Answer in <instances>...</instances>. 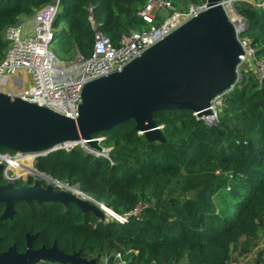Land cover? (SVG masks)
<instances>
[{
  "label": "trees",
  "instance_id": "1",
  "mask_svg": "<svg viewBox=\"0 0 264 264\" xmlns=\"http://www.w3.org/2000/svg\"><path fill=\"white\" fill-rule=\"evenodd\" d=\"M48 1L0 0V62L7 48L2 32ZM170 1L184 8L206 2ZM144 3L59 0L54 25L60 26L61 17L65 23L58 43L66 55L92 54L91 6L101 32L117 44L129 29L143 27L137 12ZM236 8L248 21L244 34L264 60V11L242 3ZM154 118L165 142L149 141L130 119L93 135L100 147L110 148L109 158L77 145L70 151H53L35 164L40 172L77 186L116 214L149 200L140 218L122 223L106 214L83 212L76 204L19 201L15 219L0 220V236L7 237L4 247L15 241L24 250L28 232L37 234L36 248L57 243L65 253L80 252L98 262L108 255L111 243L122 247L127 260L123 264L229 261L233 246L244 236H256L264 218V81L259 85L253 73H244L223 95L216 123L179 109L156 112ZM229 184L240 189H229ZM152 199L156 202L151 204ZM224 204L228 207L222 208ZM3 209L0 204V215Z\"/></svg>",
  "mask_w": 264,
  "mask_h": 264
},
{
  "label": "water",
  "instance_id": "2",
  "mask_svg": "<svg viewBox=\"0 0 264 264\" xmlns=\"http://www.w3.org/2000/svg\"><path fill=\"white\" fill-rule=\"evenodd\" d=\"M221 1L207 0L206 10L147 49L122 71L86 83L77 118L0 90V148L14 153H51L65 145L100 150L93 135L109 132L130 119L136 121V129L149 141L165 142L162 127L154 118L156 112L179 109L207 119L213 114L212 101L230 92L242 79L238 66L243 50L235 24ZM242 18L247 29L248 21ZM206 122L213 123L208 119ZM2 169L0 164V172ZM35 172L39 178L32 185L27 181L19 187L11 182L0 185V204L5 205L2 220L13 217L19 201L76 204L83 212L104 217V209L108 208L77 186L60 182L36 168ZM41 179L48 180L46 187ZM27 237L26 251L19 253L16 245L0 251V264H100L80 252L65 253L57 243L33 249L34 236Z\"/></svg>",
  "mask_w": 264,
  "mask_h": 264
},
{
  "label": "built area",
  "instance_id": "3",
  "mask_svg": "<svg viewBox=\"0 0 264 264\" xmlns=\"http://www.w3.org/2000/svg\"><path fill=\"white\" fill-rule=\"evenodd\" d=\"M240 3L264 11V0L221 1L229 20L235 24L243 50L239 56L238 71L242 74V79L244 73H253L258 84L262 85L264 60L258 57L257 48L252 39L244 34L246 27L236 8V4ZM207 8V0L201 4H189L186 8L176 7L170 0H145L144 5L137 12L143 27L129 29L115 44L101 32L94 19L93 8L89 6L88 20L94 30L92 54L84 56L76 52L69 59L61 60L51 49V44L59 40L54 23L60 5L59 0H49L32 14L23 16L2 32L3 38L7 41V48L0 62V90L68 117L77 118L82 103V90L86 83L122 71L128 63L142 56L147 49ZM164 14L166 17L161 21V15ZM240 29L245 30L241 33ZM222 97L223 95H220L212 101L213 114L207 119L213 123L218 121L219 100ZM73 147L75 146L65 145L63 149L70 151ZM85 150L109 158L108 149ZM28 153L34 155L32 166L21 167L18 173L12 166L17 165ZM48 154L47 152L0 151V164L3 166V174L7 177L8 183H14L20 179L27 181L28 175H33L35 181L39 178L35 174V164L40 157ZM148 205L140 202L134 209L124 214L114 213L115 216L111 218L122 223L127 222L131 217L140 218L143 208ZM113 258L117 260L116 263H112ZM123 263L120 255L115 257L107 255L100 262V264Z\"/></svg>",
  "mask_w": 264,
  "mask_h": 264
},
{
  "label": "rangeland",
  "instance_id": "4",
  "mask_svg": "<svg viewBox=\"0 0 264 264\" xmlns=\"http://www.w3.org/2000/svg\"><path fill=\"white\" fill-rule=\"evenodd\" d=\"M165 17H166L165 14L161 15V21H163V19ZM64 23H65V21H64L63 17H61L60 26L56 28L57 29L56 30V34H57L58 38L61 37V33H62V30H63ZM51 49L57 54V56L61 60H67L73 54V53H71V54L66 55L63 46L60 43H58V42L52 43L51 44ZM8 86H10V85H8ZM222 103H223V97L219 100V109H220V105H222ZM101 146H103V145H101ZM101 149L110 150L109 147H105V146L101 147ZM21 161H24V160L21 159ZM24 164L27 165V163H24ZM14 166H16V165H14ZM31 166L29 165V167H31ZM13 171H11V174H13ZM27 177H28L27 179H30L31 182L34 181V176L33 175H28ZM19 182H22V179H20ZM48 183L49 182H48L47 179H41V184L43 186H47ZM56 188L59 189V186H57ZM229 189L238 190L240 188L238 186H234L233 184H229ZM155 202H156V199H152L151 200V204L155 203ZM141 203H148L149 204L150 201L149 200L141 201ZM227 205L224 204L222 206V208L228 207ZM229 206L231 207V204ZM104 210H105V214H106L107 218H111V217L115 216V214L112 211V209L108 208V209H104ZM108 255L111 256V257H115L117 255H120L121 259L124 262L127 261L124 258V251H123L122 247H120L119 245H117L115 243H111L110 247L108 248ZM103 259H104V257L100 258L99 262H102ZM116 261L117 260L113 258V262L112 263H116ZM225 264H264V218L261 220L260 228H259V231H258L257 235L254 236V237L253 236L249 237V238L245 237V236L242 237L240 239L239 243H237V244H235L233 246V248H232V257Z\"/></svg>",
  "mask_w": 264,
  "mask_h": 264
},
{
  "label": "flooded vegetation",
  "instance_id": "5",
  "mask_svg": "<svg viewBox=\"0 0 264 264\" xmlns=\"http://www.w3.org/2000/svg\"><path fill=\"white\" fill-rule=\"evenodd\" d=\"M28 157H31V156H26L25 155V157H22L21 159L22 160H24L26 163H27V159H28ZM20 164V163H19ZM18 165H16V167H17ZM13 167V166H12ZM17 169H21V167H20V165H19V167H17ZM28 170V169H27ZM31 171H33L34 172V170L33 169H30ZM19 171H21V170H19ZM19 173V172H18ZM36 173V172H35ZM0 175H1V177H0V185H2V184H7L8 183V180H7V177L3 174V170L0 172ZM38 176V175H37ZM27 182L29 183V184H33L34 183V181L33 182H30V179H28L27 180ZM22 183H23V181L22 182H19V180H16V182H14V185L16 186V187H19V186H21L22 185ZM43 186V185H42ZM43 187H46V186H43ZM56 189H58V188H56ZM4 205V204H3ZM16 205V204H15ZM14 208H15V206H14ZM4 209H5V205H4ZM4 209H3V211H4ZM2 214H3V212H2ZM2 214L0 215V220H2L1 219V216H2ZM16 214H17V212H16V210H15V213H14V215H13V217L12 218H7V219H5L4 221H9V222H11V221H13L14 219H15V216H16ZM34 236V238L32 239V247H33V249H39V248H41V247H43V246H45V245H43V246H41V247H34V243H35V241H36V239H37V234H30V233H25V248H24V250H20V248H19V246L17 245V242H12L11 243V245H8L7 247H4V245H3V242L5 241V238H7L6 236H0V251L1 252H4V251H8L9 250V248L10 247H12L13 245H16V248H17V251L19 252V253H24L25 251H26V249H27V244H28V237L27 236ZM53 246V245H52ZM52 246H50V247H52ZM47 247V246H46ZM100 263V262H99ZM38 264H61V263H52V262H46V261H42V262H40V263H38Z\"/></svg>",
  "mask_w": 264,
  "mask_h": 264
},
{
  "label": "bare ground",
  "instance_id": "6",
  "mask_svg": "<svg viewBox=\"0 0 264 264\" xmlns=\"http://www.w3.org/2000/svg\"><path fill=\"white\" fill-rule=\"evenodd\" d=\"M26 156H34L32 153H28ZM31 162H32V159H29L28 161H27V165L26 164H24V163H26V162H24V161H21L20 160V164L18 163V166L17 167H19V165H20V167H28L29 168V165L31 166ZM23 163V164H22ZM23 165V166H22ZM16 170H17V172H20L19 170H21V169H17V167L16 166H13Z\"/></svg>",
  "mask_w": 264,
  "mask_h": 264
}]
</instances>
